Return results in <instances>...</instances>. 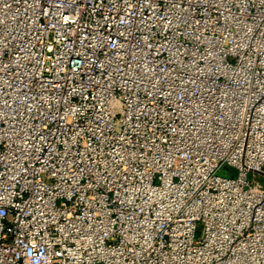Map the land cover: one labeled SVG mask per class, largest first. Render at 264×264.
I'll return each instance as SVG.
<instances>
[{
	"label": "built area",
	"instance_id": "1",
	"mask_svg": "<svg viewBox=\"0 0 264 264\" xmlns=\"http://www.w3.org/2000/svg\"><path fill=\"white\" fill-rule=\"evenodd\" d=\"M257 175L264 0H0V264H264Z\"/></svg>",
	"mask_w": 264,
	"mask_h": 264
},
{
	"label": "rangeland",
	"instance_id": "2",
	"mask_svg": "<svg viewBox=\"0 0 264 264\" xmlns=\"http://www.w3.org/2000/svg\"><path fill=\"white\" fill-rule=\"evenodd\" d=\"M229 171H233V170L223 169L220 171V175L229 176ZM254 178H255V180L259 181L260 183H262L264 185V177L263 176L257 175ZM249 179L252 180V174H250ZM201 228H202V225L199 224V230H201Z\"/></svg>",
	"mask_w": 264,
	"mask_h": 264
},
{
	"label": "water",
	"instance_id": "3",
	"mask_svg": "<svg viewBox=\"0 0 264 264\" xmlns=\"http://www.w3.org/2000/svg\"><path fill=\"white\" fill-rule=\"evenodd\" d=\"M224 169H227L226 167Z\"/></svg>",
	"mask_w": 264,
	"mask_h": 264
}]
</instances>
